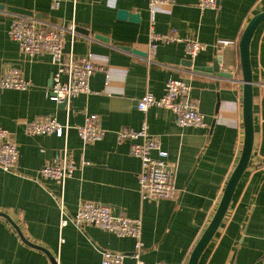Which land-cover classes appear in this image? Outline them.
I'll return each instance as SVG.
<instances>
[{"label":"crops","instance_id":"crops-1","mask_svg":"<svg viewBox=\"0 0 264 264\" xmlns=\"http://www.w3.org/2000/svg\"><path fill=\"white\" fill-rule=\"evenodd\" d=\"M0 4L5 5L0 9V78L6 68L18 66L32 81L27 90L0 85V126L10 131L19 150L17 168L9 171L0 166V211L11 217L27 240L46 248L57 264H100L104 250L125 253L124 264H138L133 256L136 239L131 236L91 224L60 226L61 187L40 170L67 148L68 157L76 163L63 195L69 215L84 202L109 205L115 215L142 219L140 258L145 264H188L242 154L240 40L250 20L264 12V0H219L218 8L205 10L198 0L154 6L149 0H61L57 8L53 0H0ZM8 6L33 11L28 16L39 24L66 30L74 24L75 37L66 32L65 50L72 48L77 57L89 56L103 67L91 76L90 91L72 98L70 110L47 96L56 70L51 56H29L9 37L13 15L20 13ZM120 10L138 14L140 20L121 19ZM152 31L183 40L159 41L151 58ZM219 39L233 43L223 46L217 43ZM188 40L205 44L193 59L186 53ZM215 61L233 77L214 72ZM250 61L254 81L251 158L198 264H264V21L253 34ZM170 78L190 85L205 127L179 126L167 107L152 106L147 112L138 109L146 92L162 96ZM92 114L106 134L86 143L77 127ZM47 116L70 124L66 137L27 132V123ZM143 121L169 153L167 161L178 189L173 199L142 196L141 160L131 154L128 141H118L119 130L139 129ZM0 264L53 262L47 252L27 244L16 227L0 216Z\"/></svg>","mask_w":264,"mask_h":264},{"label":"built area","instance_id":"built-area-1","mask_svg":"<svg viewBox=\"0 0 264 264\" xmlns=\"http://www.w3.org/2000/svg\"><path fill=\"white\" fill-rule=\"evenodd\" d=\"M175 0H149L150 6L169 4ZM61 0H53V6L59 7ZM200 9L218 8L219 0H198ZM69 31L72 39L75 37V25L69 30L59 26L38 23L34 16L15 14L11 21L8 35L19 43L22 52L29 56L48 54L56 65L52 76V85L47 90V96L57 103H66L70 110L72 98L90 91V79L96 70L103 67L95 64L89 56L77 57L74 50H65L66 32ZM178 35H162L152 31L149 42V56L152 58L158 47L159 41H182ZM218 44L230 45L232 40L219 39ZM205 44L198 40L186 41V53L190 58H195ZM2 88L27 90L32 86V81L25 77L18 66L6 68L0 78ZM152 106H163L171 109L177 124L181 127H205L203 113L199 110L196 100L191 96L190 85L182 79L170 78L166 83L165 93L158 97L152 92H146L139 100L137 107L142 112H147ZM70 130L69 123H61L56 117L47 116L27 123V132L34 135L55 134L66 137ZM80 138L86 143L101 140L106 130L98 124L95 114L89 115L84 125L77 127ZM119 142L130 143V152L141 160L139 172V188L142 196L148 199H173L178 189L175 182V173L168 163V151L162 146L161 140L149 132L147 121H143L139 129L122 128L117 132ZM19 150L10 131L0 126V166L13 171L18 166ZM76 169L74 160L68 157V149L46 163L40 170L43 177L55 180L61 187L60 194V226L69 223L77 226L91 224L111 231L119 236H131L136 239L133 252L138 264H145L140 254L143 248L141 240L142 219L131 218L124 215H115L112 207L102 203H81L77 212L69 215L64 206L63 195L67 180ZM100 264H124L126 254L122 252L103 251ZM154 264H165L156 262Z\"/></svg>","mask_w":264,"mask_h":264},{"label":"water","instance_id":"water-1","mask_svg":"<svg viewBox=\"0 0 264 264\" xmlns=\"http://www.w3.org/2000/svg\"><path fill=\"white\" fill-rule=\"evenodd\" d=\"M5 5L0 4V9H4ZM8 10H11L16 13L24 14V15H33V11L26 10L19 7L8 6ZM118 17L121 19H130L132 21H139L140 17L138 14H133L127 10H120L118 13ZM264 21V12L256 14L249 22L247 27L245 28L243 35L240 40V56H241V65L243 70V84H244V98H243V113H244V127H245V140L242 149V154L238 165L234 169L228 184L226 186L224 195L221 199V202L218 206V209L212 218L210 224L208 225L207 229L203 233L202 237L196 244L195 248L192 251L188 264H198L199 259L204 252L205 248L208 246L210 241L212 240L214 234L218 230L219 226L222 223V220L228 210V207L231 203L233 194L235 189L245 172L246 168L248 167L253 144H254V115H253V74H252V67L250 61V43L253 37V34L260 23ZM76 30H84L78 27ZM87 32V31H86ZM98 38L104 39V36L97 35ZM106 39V38H105ZM123 48L129 50V46H122ZM191 61L188 62V66H191ZM213 71L216 72L219 76L229 77L232 78V74L230 72H225L220 70V65L217 61L213 63ZM63 106H66L65 102L61 103ZM0 216L7 218L17 229L21 238L30 246L39 248L50 256L52 259L53 264H57L56 259L53 255L44 247L36 245L24 236L21 229L15 222L11 219V217L6 214L5 212L0 211Z\"/></svg>","mask_w":264,"mask_h":264}]
</instances>
